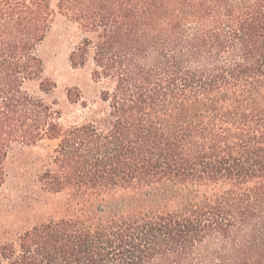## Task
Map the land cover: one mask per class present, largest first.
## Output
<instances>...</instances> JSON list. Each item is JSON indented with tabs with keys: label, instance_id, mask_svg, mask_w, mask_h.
Listing matches in <instances>:
<instances>
[{
	"label": "trees",
	"instance_id": "16d2710c",
	"mask_svg": "<svg viewBox=\"0 0 264 264\" xmlns=\"http://www.w3.org/2000/svg\"><path fill=\"white\" fill-rule=\"evenodd\" d=\"M0 264H264V0H0Z\"/></svg>",
	"mask_w": 264,
	"mask_h": 264
},
{
	"label": "rangeland",
	"instance_id": "374dc122",
	"mask_svg": "<svg viewBox=\"0 0 264 264\" xmlns=\"http://www.w3.org/2000/svg\"><path fill=\"white\" fill-rule=\"evenodd\" d=\"M52 5L55 0H48ZM77 42V36L68 30L63 19L55 16L50 31L37 44L34 53L42 63L43 77L50 79L55 85L54 97L61 99L68 88L90 84L87 69L70 65L69 55ZM212 249L216 243L212 242Z\"/></svg>",
	"mask_w": 264,
	"mask_h": 264
}]
</instances>
